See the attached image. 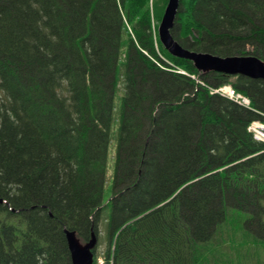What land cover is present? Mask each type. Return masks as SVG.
I'll list each match as a JSON object with an SVG mask.
<instances>
[{
	"label": "trees",
	"instance_id": "16d2710c",
	"mask_svg": "<svg viewBox=\"0 0 264 264\" xmlns=\"http://www.w3.org/2000/svg\"><path fill=\"white\" fill-rule=\"evenodd\" d=\"M166 2L0 0V264H72L65 231L89 239L109 206L107 264H264V80L172 56ZM172 36L264 62V0H180Z\"/></svg>",
	"mask_w": 264,
	"mask_h": 264
},
{
	"label": "water",
	"instance_id": "95a60500",
	"mask_svg": "<svg viewBox=\"0 0 264 264\" xmlns=\"http://www.w3.org/2000/svg\"><path fill=\"white\" fill-rule=\"evenodd\" d=\"M180 0H169L163 19L158 29L159 41L172 56L191 61L200 75L211 72L229 76H242L251 79L264 80V62L256 57L243 58V60H228L222 58L212 60L202 53L184 49L171 34L179 14ZM248 60V61H245ZM68 250L72 264H93L94 252L98 245V235L92 233L91 239L83 244L75 231H65Z\"/></svg>",
	"mask_w": 264,
	"mask_h": 264
},
{
	"label": "rangeland",
	"instance_id": "374dc122",
	"mask_svg": "<svg viewBox=\"0 0 264 264\" xmlns=\"http://www.w3.org/2000/svg\"><path fill=\"white\" fill-rule=\"evenodd\" d=\"M167 7L169 0H165ZM152 3V2H151ZM163 5V0H153V4H150V7L153 11V9L156 8V11L159 10L160 7ZM164 6V5H163ZM166 9V8H165ZM165 12V11H164ZM164 16V14H163ZM163 19V17H162ZM161 19V21H162ZM161 21H157L155 18L153 20V25L156 30V34H158V29L161 24ZM172 34V30H171ZM202 55H205V57L211 58L212 60H218V58H222L224 61L228 60H243V58H248L250 56L244 55V56H228V57H220L208 53H202ZM251 57H254L251 55ZM248 61V60H245ZM251 79V78H250ZM203 84V83H202ZM233 86V85H232ZM234 87V86H233ZM119 102L117 104V113L115 114V125L113 126V131L111 135V144H110V151H109V157L107 162V173H106V186H105V194H104V205L107 206L113 198V182H114V172H115V159L117 154V144H118V115H119ZM112 211V206L107 207L101 217V223H100V229H99V243L97 246V249L95 251V260L97 264H106L107 262V252H108V245H109V239H108V224L107 219L109 218ZM111 258V257H110ZM111 264V263H110Z\"/></svg>",
	"mask_w": 264,
	"mask_h": 264
},
{
	"label": "built area",
	"instance_id": "2783aa9c",
	"mask_svg": "<svg viewBox=\"0 0 264 264\" xmlns=\"http://www.w3.org/2000/svg\"><path fill=\"white\" fill-rule=\"evenodd\" d=\"M214 94L228 97L246 108L252 107L251 100L247 96L235 91L232 87L216 88L214 89ZM249 130L257 140L264 142V122H253Z\"/></svg>",
	"mask_w": 264,
	"mask_h": 264
},
{
	"label": "bare ground",
	"instance_id": "6f19581e",
	"mask_svg": "<svg viewBox=\"0 0 264 264\" xmlns=\"http://www.w3.org/2000/svg\"><path fill=\"white\" fill-rule=\"evenodd\" d=\"M211 93H213V94H214V90H211ZM251 124H252V123H251ZM251 124H250V125H251Z\"/></svg>",
	"mask_w": 264,
	"mask_h": 264
}]
</instances>
